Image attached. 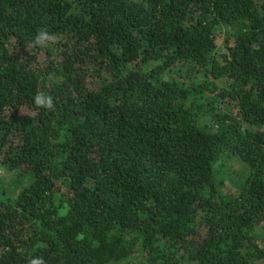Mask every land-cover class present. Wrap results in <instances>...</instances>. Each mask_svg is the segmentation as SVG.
<instances>
[{
    "label": "trees",
    "instance_id": "16d2710c",
    "mask_svg": "<svg viewBox=\"0 0 264 264\" xmlns=\"http://www.w3.org/2000/svg\"><path fill=\"white\" fill-rule=\"evenodd\" d=\"M0 168V264H264V0H0Z\"/></svg>",
    "mask_w": 264,
    "mask_h": 264
},
{
    "label": "rangeland",
    "instance_id": "374dc122",
    "mask_svg": "<svg viewBox=\"0 0 264 264\" xmlns=\"http://www.w3.org/2000/svg\"><path fill=\"white\" fill-rule=\"evenodd\" d=\"M220 29V25L218 27ZM215 50L214 55L219 56L223 51L222 47V36L219 31L215 32L213 36ZM216 84L222 86L225 84L224 79H217ZM219 107H223V103H219ZM216 175L217 179H221L220 184L218 185L219 191L222 194H232L244 179V176L247 173V168L245 164L240 161L235 155H229L221 158L216 165ZM0 176L3 178L7 192L12 196L19 189V180L15 171L0 168ZM27 182V179H23L22 183Z\"/></svg>",
    "mask_w": 264,
    "mask_h": 264
},
{
    "label": "clouds",
    "instance_id": "9594fccd",
    "mask_svg": "<svg viewBox=\"0 0 264 264\" xmlns=\"http://www.w3.org/2000/svg\"><path fill=\"white\" fill-rule=\"evenodd\" d=\"M57 43V39L54 35H52L47 28L38 29L36 35L32 40L33 47L44 48L49 45H53ZM33 103L36 108H44L47 110L53 109V97L47 94L44 91H38L33 97ZM28 264H45V261L42 257H36L30 259Z\"/></svg>",
    "mask_w": 264,
    "mask_h": 264
}]
</instances>
